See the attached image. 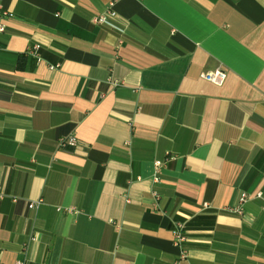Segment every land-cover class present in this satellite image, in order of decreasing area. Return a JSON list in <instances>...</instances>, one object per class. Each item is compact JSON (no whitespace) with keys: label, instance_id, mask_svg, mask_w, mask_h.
<instances>
[{"label":"crops","instance_id":"obj_1","mask_svg":"<svg viewBox=\"0 0 264 264\" xmlns=\"http://www.w3.org/2000/svg\"><path fill=\"white\" fill-rule=\"evenodd\" d=\"M1 3L0 264H264V0Z\"/></svg>","mask_w":264,"mask_h":264},{"label":"built area","instance_id":"obj_2","mask_svg":"<svg viewBox=\"0 0 264 264\" xmlns=\"http://www.w3.org/2000/svg\"><path fill=\"white\" fill-rule=\"evenodd\" d=\"M8 15L9 13L7 12V10L3 9L2 3L0 0V33H2L5 29L4 20L6 16ZM115 19H116L115 12L111 8H108L104 10L102 13H100L99 15H97L96 17H94L93 21L95 23L106 24V25L112 26V22ZM38 48H39L38 45H33L28 49V52H30L34 56H37ZM51 67H54V66H50V68ZM225 76H226L225 72L220 68L201 73L202 78H204L207 81L213 82L217 85H221L224 82ZM76 141L77 140L74 135H68V136L59 138L58 145L60 147H74L76 145ZM161 164L162 163L160 161L154 162V166L156 170L157 168H159ZM259 195L260 194H257V196ZM1 197H2V194L0 193V198ZM248 198H249L248 194L242 193L239 197L238 204L235 207H228L226 208V210L229 212H235V213L240 214L241 206L244 202L247 201ZM40 203H41V198H38L36 200H29L26 205L30 209H37ZM173 239L176 244L184 240L183 224L180 222L176 223L175 229L173 230ZM14 264H26V263L20 260V261L15 262Z\"/></svg>","mask_w":264,"mask_h":264}]
</instances>
